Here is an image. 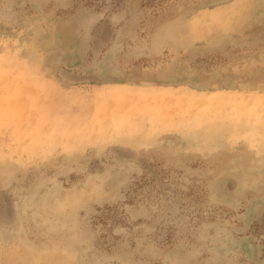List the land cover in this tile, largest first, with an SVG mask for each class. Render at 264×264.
I'll return each instance as SVG.
<instances>
[{
	"label": "rangeland",
	"instance_id": "374dc122",
	"mask_svg": "<svg viewBox=\"0 0 264 264\" xmlns=\"http://www.w3.org/2000/svg\"><path fill=\"white\" fill-rule=\"evenodd\" d=\"M264 0H0V264H264Z\"/></svg>",
	"mask_w": 264,
	"mask_h": 264
},
{
	"label": "trees",
	"instance_id": "16d2710c",
	"mask_svg": "<svg viewBox=\"0 0 264 264\" xmlns=\"http://www.w3.org/2000/svg\"><path fill=\"white\" fill-rule=\"evenodd\" d=\"M264 242V241H263Z\"/></svg>",
	"mask_w": 264,
	"mask_h": 264
}]
</instances>
